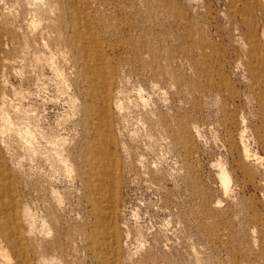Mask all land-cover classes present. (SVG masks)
I'll list each match as a JSON object with an SVG mask.
<instances>
[{
	"label": "rangeland",
	"instance_id": "374dc122",
	"mask_svg": "<svg viewBox=\"0 0 264 264\" xmlns=\"http://www.w3.org/2000/svg\"><path fill=\"white\" fill-rule=\"evenodd\" d=\"M0 264H264V0H0Z\"/></svg>",
	"mask_w": 264,
	"mask_h": 264
},
{
	"label": "bare ground",
	"instance_id": "6f19581e",
	"mask_svg": "<svg viewBox=\"0 0 264 264\" xmlns=\"http://www.w3.org/2000/svg\"><path fill=\"white\" fill-rule=\"evenodd\" d=\"M91 43L96 44V41L94 40V38L93 40H91ZM80 53H81L80 59L84 64V73H85L86 79H88L89 81V88L94 94L92 110L96 116L97 124L99 125V122L105 123V118H107V114H108L107 91L109 87V79H108L109 73L98 62L100 61L99 59L101 58V55H97V59L95 60L92 54L88 51L87 45L85 44L81 45ZM108 129L106 128L105 130L106 133L105 131L101 132L100 130H97L98 139L100 136L104 137L106 135H109ZM112 140L113 138L111 137V141ZM99 144H101V142H99ZM115 162H116V156L113 154V152H108V151L106 152V151L100 150L97 153L96 157L94 156L90 157L91 165L94 168H99L102 171V178H103V182L101 184L102 188L98 192V200L100 202H97V208H96L98 211V215L100 217V225H98V228L101 230L104 228L108 229L110 222L106 224L105 222H107V220L110 221L112 217L110 212L107 213L106 211H104V209L106 208V205H108L109 207L108 209H111L112 204H113L112 203L113 200L111 201V198L113 197V196L111 197V193H112V190L114 189V181H115V173H116Z\"/></svg>",
	"mask_w": 264,
	"mask_h": 264
}]
</instances>
